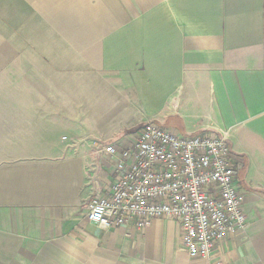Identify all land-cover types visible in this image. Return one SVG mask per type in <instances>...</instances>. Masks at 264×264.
<instances>
[{"label": "crops", "instance_id": "1", "mask_svg": "<svg viewBox=\"0 0 264 264\" xmlns=\"http://www.w3.org/2000/svg\"><path fill=\"white\" fill-rule=\"evenodd\" d=\"M151 121L225 133L247 226L222 264H264V0H0V264H207L176 222L85 218Z\"/></svg>", "mask_w": 264, "mask_h": 264}, {"label": "built area", "instance_id": "2", "mask_svg": "<svg viewBox=\"0 0 264 264\" xmlns=\"http://www.w3.org/2000/svg\"><path fill=\"white\" fill-rule=\"evenodd\" d=\"M115 160L111 180L87 204V221L104 229H143L162 218L177 223L190 260L222 264L219 246L244 233L243 160L225 133L181 134L147 121L99 149Z\"/></svg>", "mask_w": 264, "mask_h": 264}]
</instances>
